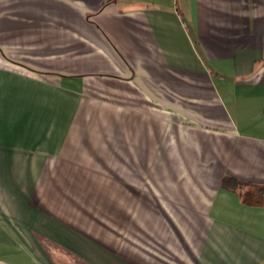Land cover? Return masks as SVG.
Here are the masks:
<instances>
[{
  "label": "crops",
  "instance_id": "obj_1",
  "mask_svg": "<svg viewBox=\"0 0 264 264\" xmlns=\"http://www.w3.org/2000/svg\"><path fill=\"white\" fill-rule=\"evenodd\" d=\"M0 264H264V0H0Z\"/></svg>",
  "mask_w": 264,
  "mask_h": 264
},
{
  "label": "rangeland",
  "instance_id": "obj_2",
  "mask_svg": "<svg viewBox=\"0 0 264 264\" xmlns=\"http://www.w3.org/2000/svg\"><path fill=\"white\" fill-rule=\"evenodd\" d=\"M190 161L187 162V161ZM161 164L159 167L160 170V174L158 175V180L160 181V198L165 197L167 193V190L164 189V187L166 186V181H173V179L176 177V181H183V179L181 177H185L188 178L191 181H195L197 182L198 180H196L194 177H192V175L189 174H185V173H181V174H172V164L170 162H168V159H161ZM176 164L181 168V171H185L187 172V167L190 168V165L193 166L194 162H192L190 159H177ZM198 165V164H197ZM194 165V166H197ZM184 166H186V169L184 168ZM193 166V167H194ZM170 170V174L169 171ZM101 177H103V174L100 175ZM133 177V181H135V175L130 174V177ZM157 174H154V177H156ZM180 177V178H179ZM198 177V176H197ZM152 178L151 174H145L144 175V181L150 182ZM191 178V179H190ZM100 180V179H99ZM130 180V179H129ZM201 180V178L199 179ZM208 181H210L208 179ZM134 192V191H133ZM149 191H145V193H147ZM179 191H177L178 193ZM182 192V190H181ZM65 193H67V191L65 190ZM150 194V192H149ZM146 197V194H145ZM177 197H179V195H177ZM182 197V196H180ZM73 201L72 198H69V201ZM73 202H70V205H66L64 206V208L69 210V216L68 218H64L63 223L65 225V229L70 228V229H93L95 231H104L103 229L106 228V231L104 233L110 235L112 237V239L116 240L117 238H121L122 240H127V243L129 245H132L134 247V243H135V234H136V230H135V224L132 222L129 223H123L121 221H115V217L114 214H109V211L105 212L104 207L103 206H98L95 205L94 208V212L93 215H89L87 213H85V210L91 209L90 207H88L87 205H80V204H72ZM82 203V202H80ZM72 213V214H71ZM119 214V213H118ZM117 217L120 218V215H118ZM146 223V222H145ZM180 226L182 225V223H177ZM148 226L150 227V224H148ZM146 228V227H145ZM67 231V230H65ZM67 241H70L69 239H66Z\"/></svg>",
  "mask_w": 264,
  "mask_h": 264
},
{
  "label": "trees",
  "instance_id": "obj_3",
  "mask_svg": "<svg viewBox=\"0 0 264 264\" xmlns=\"http://www.w3.org/2000/svg\"><path fill=\"white\" fill-rule=\"evenodd\" d=\"M230 179L228 178V179H226V181H229Z\"/></svg>",
  "mask_w": 264,
  "mask_h": 264
}]
</instances>
